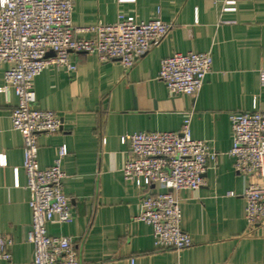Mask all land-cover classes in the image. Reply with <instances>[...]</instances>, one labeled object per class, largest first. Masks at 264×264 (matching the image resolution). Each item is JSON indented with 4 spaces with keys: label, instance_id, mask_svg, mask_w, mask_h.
<instances>
[{
    "label": "crops",
    "instance_id": "obj_1",
    "mask_svg": "<svg viewBox=\"0 0 264 264\" xmlns=\"http://www.w3.org/2000/svg\"><path fill=\"white\" fill-rule=\"evenodd\" d=\"M75 0L73 24L114 23L127 16L159 18L172 26L129 69L97 54L70 53L75 69L48 67L34 80L38 106L62 119L61 129L40 134L39 164L51 166L58 148L64 191L74 215L49 223L50 235L71 236L81 264H264V223L249 229L246 180L229 154L233 144L230 114L264 111V0ZM89 37V33H79ZM212 52V71L196 96L173 94L158 78L161 61L175 52ZM6 65L0 66V87ZM18 96L0 91V234L14 240L11 261L33 264L28 242L32 222L30 191L23 168V136L12 126ZM186 117L191 134L217 152L205 173L206 184L178 192L181 227L192 245L157 248L150 224L135 220L141 196L164 190L145 178L127 180L122 166L129 155L124 134L179 131ZM16 168L18 172L16 173ZM19 182V185L16 182ZM233 192L234 195H229Z\"/></svg>",
    "mask_w": 264,
    "mask_h": 264
},
{
    "label": "built area",
    "instance_id": "obj_2",
    "mask_svg": "<svg viewBox=\"0 0 264 264\" xmlns=\"http://www.w3.org/2000/svg\"><path fill=\"white\" fill-rule=\"evenodd\" d=\"M224 2L226 10L234 8L235 0ZM74 8L75 0H0V66L6 65L0 91L9 95L13 89L18 96L11 118L13 128L23 136V168L32 211L27 240L34 247L33 264H81L71 236L48 233L49 223L70 222L74 215L63 184L66 145L58 148L51 166L39 164V135L58 132L62 119L37 105L35 78L48 67L75 69L69 57L72 52L95 53L101 61L117 59L129 69L172 26L159 18L144 21L134 16L114 23L75 26ZM79 33L90 36L80 37ZM212 66L210 51L175 52L162 59L158 78L173 94L196 96ZM260 82L264 85V69ZM230 119L233 144L229 154L236 172L246 180V220L248 228L254 229L264 223V111L233 112ZM121 141L129 142V155L122 166L124 177L138 183L145 178L164 189L145 192L134 219L152 226L157 248L190 247L192 238L181 227L178 192L204 186L209 162L218 152L207 140L192 137L190 117L184 119L179 131L134 132L124 134ZM0 164H6L3 154ZM13 245L12 237L0 234L1 260H12ZM131 261L135 264V258Z\"/></svg>",
    "mask_w": 264,
    "mask_h": 264
}]
</instances>
